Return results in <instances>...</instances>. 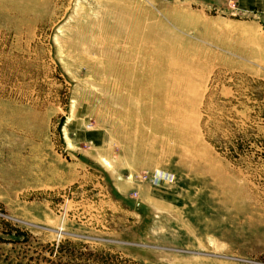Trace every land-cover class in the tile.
<instances>
[{"label": "rangeland", "instance_id": "obj_1", "mask_svg": "<svg viewBox=\"0 0 264 264\" xmlns=\"http://www.w3.org/2000/svg\"><path fill=\"white\" fill-rule=\"evenodd\" d=\"M149 36L182 105L114 93ZM0 264H264V7L0 0Z\"/></svg>", "mask_w": 264, "mask_h": 264}, {"label": "bare ground", "instance_id": "obj_2", "mask_svg": "<svg viewBox=\"0 0 264 264\" xmlns=\"http://www.w3.org/2000/svg\"><path fill=\"white\" fill-rule=\"evenodd\" d=\"M130 40L135 41L136 38L132 37ZM152 41L150 36L146 37L140 43V47L138 44L136 48L131 45V49L127 48L119 54V57H121L120 64L113 66L114 68L107 65L110 67L109 74L116 80L114 93L123 104L131 106L137 102H143V105H145L151 101L153 108L158 111L162 102L168 100H174L178 105H182L184 91L180 87L175 91L171 90V83H182L185 73H177V71L171 69L170 62L168 64L165 61L166 57L164 58L163 54L152 48L153 46L150 45ZM154 47L156 48V46ZM170 65L172 66V63ZM164 109H167V107H164ZM153 127L156 129V126Z\"/></svg>", "mask_w": 264, "mask_h": 264}, {"label": "crops", "instance_id": "obj_3", "mask_svg": "<svg viewBox=\"0 0 264 264\" xmlns=\"http://www.w3.org/2000/svg\"><path fill=\"white\" fill-rule=\"evenodd\" d=\"M204 1V0H202ZM222 1V0H216ZM240 7L244 10L264 7V0H239Z\"/></svg>", "mask_w": 264, "mask_h": 264}]
</instances>
